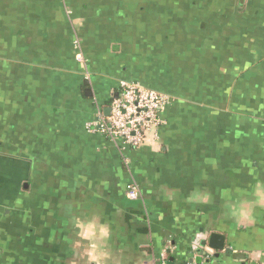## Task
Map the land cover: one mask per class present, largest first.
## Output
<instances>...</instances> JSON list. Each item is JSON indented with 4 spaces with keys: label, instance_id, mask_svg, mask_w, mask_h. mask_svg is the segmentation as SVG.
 I'll return each mask as SVG.
<instances>
[{
    "label": "crops",
    "instance_id": "0c3cea01",
    "mask_svg": "<svg viewBox=\"0 0 264 264\" xmlns=\"http://www.w3.org/2000/svg\"><path fill=\"white\" fill-rule=\"evenodd\" d=\"M123 81L171 97L156 142L88 129ZM163 256L264 264V0H0V264Z\"/></svg>",
    "mask_w": 264,
    "mask_h": 264
},
{
    "label": "built area",
    "instance_id": "2783aa9c",
    "mask_svg": "<svg viewBox=\"0 0 264 264\" xmlns=\"http://www.w3.org/2000/svg\"><path fill=\"white\" fill-rule=\"evenodd\" d=\"M76 58L79 62H84L81 53ZM170 100L168 94L149 89L137 82L123 81L118 97L113 98L110 104V114L106 116L100 113L88 125V129L118 143L122 149L156 142L159 129L164 124L161 114ZM140 196L139 187L132 183L128 188V198L137 201ZM160 264L170 263L163 256Z\"/></svg>",
    "mask_w": 264,
    "mask_h": 264
},
{
    "label": "water",
    "instance_id": "95a60500",
    "mask_svg": "<svg viewBox=\"0 0 264 264\" xmlns=\"http://www.w3.org/2000/svg\"><path fill=\"white\" fill-rule=\"evenodd\" d=\"M116 97H118V95ZM104 114L106 116H108L110 114V108L106 109L104 111ZM206 245H208V247L210 249H212L213 251L221 252L225 248V245H224V237H222L221 235L212 234L210 236V239L208 240V244H207V241L203 243V246L204 247Z\"/></svg>",
    "mask_w": 264,
    "mask_h": 264
},
{
    "label": "clouds",
    "instance_id": "9594fccd",
    "mask_svg": "<svg viewBox=\"0 0 264 264\" xmlns=\"http://www.w3.org/2000/svg\"><path fill=\"white\" fill-rule=\"evenodd\" d=\"M83 232L82 235L84 236V238L86 239H90L93 236V225L88 224V225H83Z\"/></svg>",
    "mask_w": 264,
    "mask_h": 264
}]
</instances>
